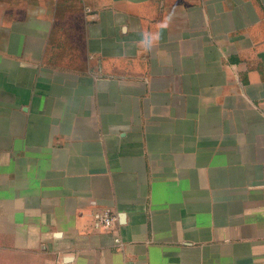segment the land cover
Listing matches in <instances>:
<instances>
[{"label": "crops", "instance_id": "1", "mask_svg": "<svg viewBox=\"0 0 264 264\" xmlns=\"http://www.w3.org/2000/svg\"><path fill=\"white\" fill-rule=\"evenodd\" d=\"M0 264H264V0H0Z\"/></svg>", "mask_w": 264, "mask_h": 264}, {"label": "built area", "instance_id": "2", "mask_svg": "<svg viewBox=\"0 0 264 264\" xmlns=\"http://www.w3.org/2000/svg\"><path fill=\"white\" fill-rule=\"evenodd\" d=\"M117 221V217L111 214L110 212L98 213L94 217V227L98 230L105 229L108 230ZM119 242V241H117Z\"/></svg>", "mask_w": 264, "mask_h": 264}]
</instances>
